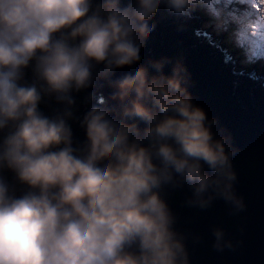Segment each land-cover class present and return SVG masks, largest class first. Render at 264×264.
<instances>
[{"label": "clouds", "instance_id": "9594fccd", "mask_svg": "<svg viewBox=\"0 0 264 264\" xmlns=\"http://www.w3.org/2000/svg\"><path fill=\"white\" fill-rule=\"evenodd\" d=\"M162 2L185 15L197 0H0V172L23 186L16 195L0 174V264H190L164 186L187 182L200 207L246 206L230 135L194 103L181 60L170 74L167 58L149 61L154 73L128 67L111 82L116 107L87 111L73 146L70 93L91 86L96 65L107 76L130 64ZM46 96L69 107L47 116ZM213 231L215 247L232 246Z\"/></svg>", "mask_w": 264, "mask_h": 264}, {"label": "water", "instance_id": "95a60500", "mask_svg": "<svg viewBox=\"0 0 264 264\" xmlns=\"http://www.w3.org/2000/svg\"><path fill=\"white\" fill-rule=\"evenodd\" d=\"M132 2L121 0V6ZM150 19L154 27L144 36L142 51L130 64L107 76L100 74L103 63L96 65L91 86L70 93L73 115L67 122L73 146L86 140L80 121L87 111L105 100L116 107L110 99L114 92L111 82L128 67L145 64L154 73L149 61L167 58L163 71L170 74L173 64L181 60L187 68V86L194 103L202 106L210 119L215 118L213 131L217 137L230 135V147L236 149L231 157L237 174L234 189L246 206L236 210L222 197H215L207 207H200L190 203L193 191L187 182L165 185L162 195L175 214L174 227L185 237L190 264H264V88L223 61L221 52L187 14L174 13L162 2L151 12ZM24 74V79L31 82L32 68L24 69ZM68 107L52 96L44 97L39 104L47 116ZM145 126L139 121L140 128ZM0 174L16 195L22 193L23 186L14 173L4 169ZM216 227L224 230L225 239L231 240L232 246H214Z\"/></svg>", "mask_w": 264, "mask_h": 264}, {"label": "rangeland", "instance_id": "374dc122", "mask_svg": "<svg viewBox=\"0 0 264 264\" xmlns=\"http://www.w3.org/2000/svg\"><path fill=\"white\" fill-rule=\"evenodd\" d=\"M225 3L226 1H235L236 6L234 5V7L237 10V14L235 15L236 17H230L231 19H237L239 22L245 23L243 21L244 16L243 15H239L240 13V9L239 7L241 5H243V1H236V0H223ZM250 7L248 9L249 14L253 15L252 18L248 19L246 21L245 26H242L239 30L238 33H232L231 31H226L224 30V27L226 26V24H224V27L219 24L218 26L220 27L219 34H223V39L224 41H226V47H230L231 44L234 45L235 49L240 50V54L242 55L240 57V60H244L242 62H244L247 65H261L264 66V41H261L259 39L258 33L260 31V21L264 20V3L261 2V0H247ZM210 1H206L205 3H209ZM259 6H257V5ZM198 5V4H197ZM226 5V4H224ZM256 8V10H255ZM210 8L209 6L205 7L203 6L202 11L206 12L207 14H210ZM256 11V12H255ZM202 17V16H201ZM203 19H205L203 17ZM223 22V21H222ZM243 43L246 44V47H244L242 50L243 51H247L249 52L247 55L243 56V53L241 52L240 48H237L236 45H238L239 47H242ZM260 54L262 55L263 58H256L259 57ZM252 56V57H251ZM256 56V57H255ZM243 63L240 62V68L244 67V69H246L248 72H250V69L246 66V65H242ZM254 69V66H253Z\"/></svg>", "mask_w": 264, "mask_h": 264}, {"label": "trees", "instance_id": "16d2710c", "mask_svg": "<svg viewBox=\"0 0 264 264\" xmlns=\"http://www.w3.org/2000/svg\"><path fill=\"white\" fill-rule=\"evenodd\" d=\"M206 1H210L209 3H212L213 5L211 6L212 7L214 6L215 9L210 14L203 12V15L207 18V22H205V25L207 26L211 25L214 31L219 32L220 27L218 25L220 24L221 27L222 26L224 27V24H226V26L224 27V30L231 31L233 33L235 26L233 25L234 24L233 19H231L230 17L231 16L236 17L235 15L237 14V10L233 6V4L236 6L235 1H233L232 4H227V6L224 5L225 2L223 0H206ZM195 5L198 8H203V6H205L206 3H205V0H197ZM239 9H240L239 15H244L245 17L249 18L248 16L249 12L248 10H246V8L243 5H241ZM230 47L231 49H235L233 44H231ZM241 48L243 49L244 45ZM235 50H238V49H235Z\"/></svg>", "mask_w": 264, "mask_h": 264}, {"label": "snow or ice", "instance_id": "6c2138e0", "mask_svg": "<svg viewBox=\"0 0 264 264\" xmlns=\"http://www.w3.org/2000/svg\"><path fill=\"white\" fill-rule=\"evenodd\" d=\"M261 2L264 3V0H261ZM259 23H260V31L258 33V36L261 41H264V20H261Z\"/></svg>", "mask_w": 264, "mask_h": 264}, {"label": "bare ground", "instance_id": "6f19581e", "mask_svg": "<svg viewBox=\"0 0 264 264\" xmlns=\"http://www.w3.org/2000/svg\"><path fill=\"white\" fill-rule=\"evenodd\" d=\"M202 18H203V16H202ZM228 49V47H226V50ZM237 58V57H236ZM240 60V59H239ZM237 66L238 67H240V63L238 62V64H237ZM242 69H244V67H241ZM244 70H246V69H244ZM247 71V70H246ZM249 71V70H248ZM251 71V70H250Z\"/></svg>", "mask_w": 264, "mask_h": 264}]
</instances>
